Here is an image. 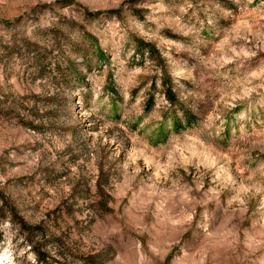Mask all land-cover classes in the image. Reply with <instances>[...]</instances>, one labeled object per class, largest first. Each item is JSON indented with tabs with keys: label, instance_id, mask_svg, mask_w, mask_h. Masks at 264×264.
I'll use <instances>...</instances> for the list:
<instances>
[{
	"label": "clouds",
	"instance_id": "1",
	"mask_svg": "<svg viewBox=\"0 0 264 264\" xmlns=\"http://www.w3.org/2000/svg\"><path fill=\"white\" fill-rule=\"evenodd\" d=\"M0 264H264V0H0Z\"/></svg>",
	"mask_w": 264,
	"mask_h": 264
}]
</instances>
